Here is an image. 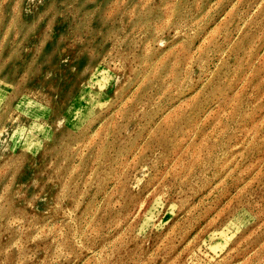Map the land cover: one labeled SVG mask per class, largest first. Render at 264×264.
I'll use <instances>...</instances> for the list:
<instances>
[{
    "label": "rangeland",
    "instance_id": "374dc122",
    "mask_svg": "<svg viewBox=\"0 0 264 264\" xmlns=\"http://www.w3.org/2000/svg\"><path fill=\"white\" fill-rule=\"evenodd\" d=\"M0 264H264V0H0Z\"/></svg>",
    "mask_w": 264,
    "mask_h": 264
}]
</instances>
